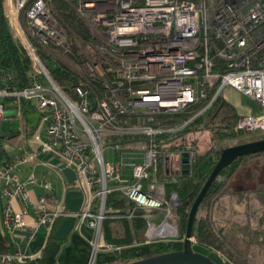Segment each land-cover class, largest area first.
Returning <instances> with one entry per match:
<instances>
[{
	"label": "built area",
	"instance_id": "obj_1",
	"mask_svg": "<svg viewBox=\"0 0 264 264\" xmlns=\"http://www.w3.org/2000/svg\"><path fill=\"white\" fill-rule=\"evenodd\" d=\"M0 4L8 34L29 60L22 86L0 64V119L18 116L26 107L39 114L31 132L33 149L23 147L4 157L0 143V224L12 245L0 252V264L34 259L27 251L33 234L39 227L49 233L67 213L53 199L50 181L32 172L20 176L21 165L36 159L35 151L54 156L79 179L85 200L75 212L76 227L91 232L92 261L102 246L108 193L117 191L132 202L129 216L135 207L164 206L162 187L149 175L160 153L156 134L176 127L154 124L155 116L195 105L191 119L229 86L262 110L239 114L235 127L264 129V0H73L90 34L84 42L66 26L51 0ZM71 42L81 43L77 60L70 58ZM38 48L67 65L78 81L70 82L68 90L56 83ZM182 151H188L191 164L194 149L184 145L162 158L163 167L173 169ZM35 186L49 196L32 195ZM259 194L262 205L254 206L258 217L264 210ZM175 198L171 192L166 213ZM148 225L157 233L173 228L165 219ZM17 230L27 233L23 245L16 241Z\"/></svg>",
	"mask_w": 264,
	"mask_h": 264
},
{
	"label": "trees",
	"instance_id": "obj_2",
	"mask_svg": "<svg viewBox=\"0 0 264 264\" xmlns=\"http://www.w3.org/2000/svg\"><path fill=\"white\" fill-rule=\"evenodd\" d=\"M51 3L66 26L78 37L80 42L89 39L90 34L80 14L75 10L73 0H51ZM37 50L48 73L56 83L67 89L70 82L78 81V78L72 74L67 66L44 49L38 48ZM80 54H82L81 43L71 42L70 58L77 60ZM0 64L13 72L16 84L24 85L29 60L20 45L8 34L1 4ZM196 107L195 105H188L181 112L157 115L153 119L154 124L165 123L176 127L169 132L156 134L157 148L160 153L157 164L149 176V180H155L162 184L165 200L168 199L171 192L176 195V202L169 207V212L174 217L176 235L174 238L166 240L153 239L148 244L149 256L181 249L180 240L185 230L189 207L217 159L218 148L228 145L224 143L215 147L209 144L205 149L197 151L195 145L199 132L204 130L210 140L226 142L246 131L235 127V121L239 114L233 105L220 94L213 99L210 107L204 113L188 119ZM184 121L186 122L184 123ZM33 128L34 125H30L25 129V133L31 134ZM184 145H190L194 149L190 172L189 174L173 175L172 172L166 171L163 167L162 158L171 156L176 148ZM260 154H264V151L241 155L220 169L205 191L195 212L192 226L195 244L208 251L219 253L225 264H249L248 249L250 245L255 249L264 248V210L258 218L259 223L255 229H251L248 224L232 223L228 224L225 230L226 226L217 223L211 214L212 205L231 188L229 177L241 171L252 158ZM260 190L257 192L260 193L261 201H264V186ZM104 205L108 216L104 218L101 224V238L105 245L119 247L145 242L146 220L144 214L148 212L146 208L135 207L133 214L127 216L133 204L117 191H112L105 196ZM1 208L2 199L0 197V212ZM198 210L201 212L197 216ZM110 214H117L118 216H109ZM229 227H236L239 231H243V237L247 239L244 249L237 248L233 244L231 238L234 237L233 233H237V231L234 228V230L229 229ZM80 232L87 241L90 239L89 228L81 226ZM11 248L12 245L0 225V252H8Z\"/></svg>",
	"mask_w": 264,
	"mask_h": 264
},
{
	"label": "crops",
	"instance_id": "obj_3",
	"mask_svg": "<svg viewBox=\"0 0 264 264\" xmlns=\"http://www.w3.org/2000/svg\"><path fill=\"white\" fill-rule=\"evenodd\" d=\"M222 90V97L233 105L238 114L262 111L255 102L235 89L226 86ZM10 116L12 115L9 114L6 118H3L5 119V127L3 131L5 130L7 132L2 133L0 137H6L13 140L17 136L15 135L16 132L9 127ZM18 139L19 138H17V140ZM15 145L14 151L10 153L2 147L1 154L4 157H8L21 151L23 147H27L28 149L34 148L27 145L24 146L21 143ZM35 154V160H31L21 165L20 176L24 177L27 173L32 172L37 178L50 181L53 188L51 191L53 199L55 198L58 200L67 213L55 220L49 233L45 234L42 227H39L36 230L27 245V251L28 253L33 254L34 259H28L20 263L87 264L90 255V244L76 227L77 219L75 212L80 209L85 200V194L80 191L81 184L79 183V179L76 177L72 168L62 165L59 160L54 158V156L38 150L35 151ZM166 171L172 172L173 175L183 174L180 170L177 171L172 168L168 170L166 169ZM155 182L162 187V199L165 203L163 208H157L154 210L146 209L148 212L144 214L146 220L145 242L112 247L105 245L101 238L100 243L102 246L96 251L97 253L95 252L96 258L94 264H122L131 262L137 258L147 257L149 256L148 244L152 241L149 239V235L155 233L149 225L147 226V224L153 223L158 225L163 219H165L173 227H176L174 224V217L169 211L168 213L165 212L166 210L164 207L167 204L168 199H164L163 186L160 182ZM229 183L231 184V188L212 205V216L217 223L226 226L225 230L227 229V225L232 223H239V225L248 224L251 229H255L259 223V217L257 213V216L255 215L256 218L254 217V221H252L251 213L256 212L254 206L257 204L262 205L260 200L256 198L255 194L257 190H260L264 186V154L256 155L241 169V171L232 174L229 177ZM260 192L263 191L260 190ZM31 194L37 196L40 194L48 195L49 193L42 187L35 186L31 189ZM127 216L129 215L127 214ZM233 228L237 231V233H233L234 237L231 238V240H234L233 243L238 246L241 242L246 246L247 239L243 237V231H239L236 227ZM233 228L229 227V229ZM26 235L27 233L25 231H16V241L19 245L25 243ZM172 235L175 237L174 233ZM252 252L253 261H259L260 263L263 262L264 264V248L254 249ZM250 256L251 254L249 253L248 262L251 260ZM210 258L217 264H220L221 261L224 262L223 258L220 256L215 255V259L212 257Z\"/></svg>",
	"mask_w": 264,
	"mask_h": 264
},
{
	"label": "water",
	"instance_id": "obj_4",
	"mask_svg": "<svg viewBox=\"0 0 264 264\" xmlns=\"http://www.w3.org/2000/svg\"><path fill=\"white\" fill-rule=\"evenodd\" d=\"M261 151H264V137L239 143H232L219 148L217 159L201 188L194 197L187 212L185 230L180 240L182 244L181 249L147 256L122 264H217L208 255L195 251L192 248V244L194 243L192 226L197 206L220 169L224 168L231 161L241 155L252 154ZM187 155L188 151L180 152L179 158L176 157L174 160L173 169H179L181 173L189 174L190 163L188 161ZM173 228L174 235H176V227ZM87 264H92V261L88 260Z\"/></svg>",
	"mask_w": 264,
	"mask_h": 264
},
{
	"label": "rangeland",
	"instance_id": "obj_5",
	"mask_svg": "<svg viewBox=\"0 0 264 264\" xmlns=\"http://www.w3.org/2000/svg\"><path fill=\"white\" fill-rule=\"evenodd\" d=\"M64 63H66V62H64ZM72 68H74V66ZM222 93H223V90L220 91V95ZM38 116H39V114L38 113L34 114V110L30 109L29 107H26L25 109H22L18 116H16V115L10 116L9 117V127H10V129L13 130V131H18L20 133V135L15 137L13 140L8 139L6 137H0V143H1L2 147L5 150H7L9 153L14 151L15 146H16L15 144H18V143H21L24 146L27 145L29 147H34L35 146V142H34V140L32 138V135L31 134H26L25 133V129L28 126L33 125L34 123H36L37 120H38ZM4 127H5V119H0V132L3 131ZM260 137H264V129L263 130L243 131L240 135L236 136L235 138L230 139L229 141L220 142L218 140H210L208 138V136H207V133L204 130H201L199 132L198 136H197L195 150L201 151V150L205 149L209 144H212L215 147H218L220 144H224V143H226V144L239 143V142L249 141V140H252V139H255V138H260ZM17 138H19V139L17 140ZM261 152H263V151H261ZM172 193H174V192H172ZM81 195H82V193H81ZM175 202H176V198H175ZM173 204H171V205H173ZM200 212L201 211L198 210L196 215L198 216L200 214ZM255 215L257 216V212H252L251 213L252 221H254L253 220L254 217L256 218ZM167 219L169 220L168 217H167ZM147 226H148V224H147ZM172 234L173 233H168V231L158 232V233L155 232L154 234H150L149 235V237H150L149 239L150 240H153V239H155V240H166L168 238H174ZM232 241H234V240H232ZM240 244H242V243L240 242ZM240 244H238V246L235 244V246H237V248L244 249L245 245H243V244L240 245ZM192 248L195 251L201 252L203 254H206V255L212 257L213 259H215V255L216 256H220V254L217 253V252L208 251V250H206L204 248H201V247L197 246L195 244V240H194V243L192 244ZM254 249L255 248H253L251 245H250V248L248 249V252L251 254V256H250V259H251L250 261L251 262L249 261V264H263V262L260 263L259 261L258 262H254L253 261V259H252L253 258V252L252 251ZM250 250H252V251H250ZM96 253L93 255L92 264H94V261H95V258H96ZM138 259H141V258H137L135 260H138ZM135 260H133V261H135ZM15 264H26V263L16 262ZM220 264H225V262L221 261Z\"/></svg>",
	"mask_w": 264,
	"mask_h": 264
},
{
	"label": "bare ground",
	"instance_id": "obj_6",
	"mask_svg": "<svg viewBox=\"0 0 264 264\" xmlns=\"http://www.w3.org/2000/svg\"><path fill=\"white\" fill-rule=\"evenodd\" d=\"M164 229L166 230V231H168V233H174V229L173 228H163L160 232H163L164 231ZM165 232V231H164Z\"/></svg>",
	"mask_w": 264,
	"mask_h": 264
}]
</instances>
